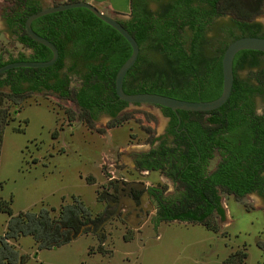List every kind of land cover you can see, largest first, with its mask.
<instances>
[{
    "label": "trees",
    "instance_id": "trees-1",
    "mask_svg": "<svg viewBox=\"0 0 264 264\" xmlns=\"http://www.w3.org/2000/svg\"><path fill=\"white\" fill-rule=\"evenodd\" d=\"M263 4L264 0H170L159 17L152 19L136 11L135 0H131V19L119 23L136 41L140 52L126 75L133 83L130 86L123 84L124 92L129 95L157 94L194 103L215 100L222 91V55L231 42L241 37H257L262 28L255 19L263 14ZM38 11L40 6L34 0H12L10 7L5 8L3 18L7 26L17 37V42L30 49L32 54L29 57L20 54L7 61L0 57V68L10 63L51 59V52L32 41L24 31L26 19ZM36 24L44 28L37 29ZM31 28L56 47L58 60L49 68L16 69L0 75V90L8 88L10 91L6 97L24 99L25 93L46 91L60 99L70 100L90 119L96 114L116 119L128 106L118 100L114 91L116 72L131 55L128 43L85 9L44 16L35 20ZM222 31L225 33L221 37ZM220 37L223 41L218 42V46L209 42V39L213 41ZM250 53H238L235 61ZM66 55L71 59L78 58L84 71L83 75H77L73 68L69 70L79 82L73 88L69 86V74H59ZM152 56L160 57L165 65L161 67L152 63ZM249 78L264 87V79L256 74ZM247 84V80L235 77L228 101L217 110L226 112L219 116V119H226L216 125L222 128L225 136L218 143L223 150L222 160L210 175L206 172L211 156L202 155L201 160L197 157L198 124L195 119L200 113L160 108L164 116L171 119L170 134L174 139L170 144L162 142L135 163L139 170L159 172L176 183V194L170 198L164 196L162 188L149 190L156 210L154 225L177 221L209 227L208 221L212 216L221 220L225 216L215 186L235 198H242L256 189L254 182L258 174H254L252 169L254 166L257 171L264 169L261 166L264 162L261 152L264 149V130L259 129L258 118L249 121L241 115L249 94L241 88ZM5 118L4 112L1 113L0 146L7 126ZM180 119L189 120L181 125L187 134L180 135L173 128ZM203 126L208 134L214 130L211 125ZM156 140H151V143ZM0 212L8 216L6 231L0 236V264L21 262L18 252L9 244L11 240L31 237L38 250L52 249L90 232V227L98 230L102 223L101 216L93 217L77 200L62 206L56 219L45 209L38 213L13 215L9 204L2 202ZM227 262L230 263L229 260Z\"/></svg>",
    "mask_w": 264,
    "mask_h": 264
},
{
    "label": "rangeland",
    "instance_id": "rangeland-1",
    "mask_svg": "<svg viewBox=\"0 0 264 264\" xmlns=\"http://www.w3.org/2000/svg\"><path fill=\"white\" fill-rule=\"evenodd\" d=\"M11 1L0 0V14ZM104 1L94 7L124 20L107 6L129 9L130 0ZM255 21L264 28V11ZM20 54L28 51L4 31L0 19V57L7 61ZM151 62L165 65L160 57ZM237 78L247 80L249 73L238 71ZM72 82L79 83L76 77ZM0 92V114L7 122L0 146V202L9 204L13 215L45 209L56 219L62 206L77 200L93 217H102L98 230L90 227L60 247L38 250L31 237L9 241L20 264H264V207L255 195L221 194L225 218L212 216L206 227L177 221L154 225L152 204L143 198L137 212L121 193L125 186L159 187L167 196L176 191L160 173L134 168L133 160L163 133L166 120L157 107L129 105L116 119L102 114L90 119L50 92L25 93L24 99L6 97L8 88ZM7 221L0 212V236Z\"/></svg>",
    "mask_w": 264,
    "mask_h": 264
},
{
    "label": "flooded vegetation",
    "instance_id": "flooded-vegetation-1",
    "mask_svg": "<svg viewBox=\"0 0 264 264\" xmlns=\"http://www.w3.org/2000/svg\"><path fill=\"white\" fill-rule=\"evenodd\" d=\"M35 2H37V1H35ZM37 3L40 6V10L44 8L40 5L39 2H37ZM169 4H170V0H135L136 11H138L142 15H144L148 18H152V19H157L159 17V15L161 14V12L163 10H165ZM122 17L124 18V20H120V19H116V20L118 22H125V21L130 20L131 19L130 12L128 15H125V16L123 15ZM0 19L3 22L4 31H6V33L9 34L10 36H13L17 39V37L14 34H12L10 28L7 26L6 21L3 18V13L0 14ZM42 27L43 26L41 24L35 25V28H37V29H41ZM261 28H262L261 32H259V34H257V37L264 38V28L262 27V25H261ZM224 33L225 32L222 31V33H220V36L222 37L224 35ZM221 37L218 40L216 39V40L211 41V43L214 44L215 46H218V42L223 41V38H221ZM26 50L28 51L27 56L29 57L32 54V51L30 49H26ZM211 50L214 51L215 48L214 49L211 48ZM139 52H140V50H139ZM249 52H252V53L247 54V55H243V57L241 59L236 60V61H235V59H236L237 55L235 56V58L233 60L234 79H235V77H237L238 71H247L249 73V76L252 74H256L261 80H263L264 79V54H255L254 51H249ZM81 65H82V62L78 58L71 59L66 55L62 59V68L59 70V74H61V75H64V74L68 75L69 74L68 75V77L70 79L69 86L72 88L75 87L73 85L74 83L72 82V79H73V77H75V74H73V72L69 73V70L71 68H73V71L76 72L77 75H83L84 71H82ZM131 83H133L132 80L129 78H126V76H125L123 84L126 86H130ZM247 83H248L247 86H244L241 88L242 90L246 91L249 94L246 97L247 101L245 103L244 110L241 111L242 113L241 112L240 113L242 116H245L244 120L252 121L253 119L258 118L257 121H259V124H260L259 129L264 130V117H263L264 116V91H263L264 87L260 86L258 84L257 80L255 81V80L250 79V78L247 79ZM128 106H129V104H128ZM157 108L160 109V107H157ZM160 111L166 120L164 129H163V133L161 136L156 138L157 140L155 142L150 143V148H149L148 152H146L144 154H148L153 149H156L162 142H166L167 144H170V142H172L174 139V137L170 134L171 119L169 117L164 116L161 109H160ZM212 112H215V113L212 114ZM212 112H196V113H200V116H199V118L195 119V121L198 124L197 125L198 126V132H197L198 133V135H197L198 143H197V147H196L197 151H198L197 157L199 160H201L202 155H207V156L210 155L211 156V158L208 162V166H207V172H206L207 175H210L213 172H215L216 168L218 167V165L220 164V162L222 160V151L223 150H221L218 147V143H219V140L224 135V133H222V128H219V126H216V125H217L218 121H220L222 119H226L225 117L219 119L220 115L226 113L225 111H219L218 112L217 110H215ZM102 115L108 117L109 119H112L109 115H106V114H102ZM188 121L189 120L183 121L180 119L178 121V124L176 126H174L173 128L180 135L183 133L187 134L186 130L183 127H181V125L187 124ZM203 124H208V125H211L212 127H214V130L211 132V134H208L205 131ZM179 128H180V130L178 131ZM222 141L225 142L224 140H222ZM261 152H262V155H264V149H262ZM141 156H138L133 160L135 170L138 171L139 173H144V172L150 173L149 171L139 170L136 168L135 163H136L137 159ZM261 166H264V162L261 164ZM256 169H257L256 166H254L252 169L254 174L256 172H257L256 174H258V179L255 178L256 181L254 182L256 185V189L253 190L252 192L246 193L243 197L255 195L260 200V206L264 207V169L260 170V171H257ZM161 175L165 179H167L171 184H173L175 187V190H176V188H177L176 183H174L171 178H168V177L164 176L163 174H161ZM151 188H154V186L142 187V188L139 187V189L138 188H136V189L127 188L125 186V188L123 190H121V193L124 194L125 198H128L129 200H131L133 202L134 207L136 208V211L139 212L138 208L141 206L143 198H145L155 208L153 200H152L151 196L149 195V190ZM215 188H216L217 194L219 196L221 194H224V195L231 196V197L235 198L234 195L227 194L219 186H215ZM115 191L118 192V188L115 187L114 192ZM175 194H176V191L173 195L167 196L164 192V196L168 197V198L173 197ZM114 204H117V198L116 197L114 200ZM155 212H156V210H155ZM224 218H225V216H224Z\"/></svg>",
    "mask_w": 264,
    "mask_h": 264
},
{
    "label": "water",
    "instance_id": "water-1",
    "mask_svg": "<svg viewBox=\"0 0 264 264\" xmlns=\"http://www.w3.org/2000/svg\"><path fill=\"white\" fill-rule=\"evenodd\" d=\"M72 9H85L92 13L97 19L116 31L130 46L131 55L118 69L114 79V91L119 101L129 105H152L155 107L169 109L172 112H212L221 108L229 99L233 84V60L235 56L243 51H254L264 54V38L259 37H241L231 42L225 49L221 58L222 91L218 98L209 102H186L157 94H126L123 90V81L126 74L135 65L139 47L133 37L122 27V25L113 17L107 16L98 11L93 5L84 1L67 2L55 6H49L41 9L37 13L29 16L24 23V30L27 36L37 44L45 47L51 52V59L46 62H16L10 63L0 68V75L7 71L16 69H45L53 66L58 60V51L56 47L46 39L33 32L31 24L44 16L61 13Z\"/></svg>",
    "mask_w": 264,
    "mask_h": 264
},
{
    "label": "crops",
    "instance_id": "crops-1",
    "mask_svg": "<svg viewBox=\"0 0 264 264\" xmlns=\"http://www.w3.org/2000/svg\"><path fill=\"white\" fill-rule=\"evenodd\" d=\"M37 2L40 3V5H42V7L46 4H63V3H67V2H72V0H35ZM75 1H84L86 3H89L95 7H101L104 5L105 1L104 0H75ZM131 1V0H130ZM107 9L113 13L116 14L118 16H123V15H128L130 12V5H129V9L126 8L125 10L122 9H117L114 8L113 6H111L110 4L107 6ZM103 13V12H102Z\"/></svg>",
    "mask_w": 264,
    "mask_h": 264
}]
</instances>
